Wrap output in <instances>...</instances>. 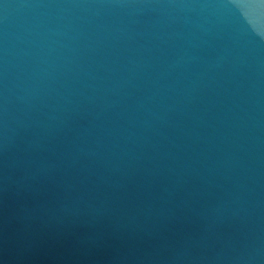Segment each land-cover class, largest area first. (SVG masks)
Returning <instances> with one entry per match:
<instances>
[{"label":"water","instance_id":"95a60500","mask_svg":"<svg viewBox=\"0 0 264 264\" xmlns=\"http://www.w3.org/2000/svg\"><path fill=\"white\" fill-rule=\"evenodd\" d=\"M0 264H264V0H0Z\"/></svg>","mask_w":264,"mask_h":264}]
</instances>
